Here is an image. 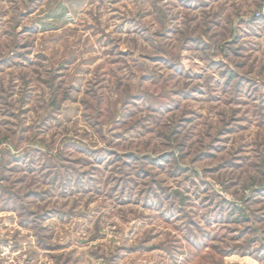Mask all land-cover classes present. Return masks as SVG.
Masks as SVG:
<instances>
[{"label":"rangeland","instance_id":"374dc122","mask_svg":"<svg viewBox=\"0 0 264 264\" xmlns=\"http://www.w3.org/2000/svg\"><path fill=\"white\" fill-rule=\"evenodd\" d=\"M0 264H264V0H0Z\"/></svg>","mask_w":264,"mask_h":264}]
</instances>
